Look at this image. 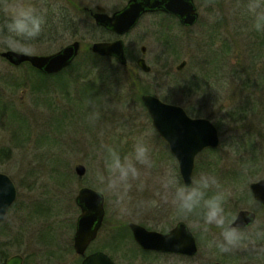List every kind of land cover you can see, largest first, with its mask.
Returning a JSON list of instances; mask_svg holds the SVG:
<instances>
[{
	"label": "rangeland",
	"instance_id": "1",
	"mask_svg": "<svg viewBox=\"0 0 264 264\" xmlns=\"http://www.w3.org/2000/svg\"><path fill=\"white\" fill-rule=\"evenodd\" d=\"M73 1L30 0L46 13L44 31L33 42V54H51L79 40L82 47L77 60L81 62L92 43L121 38L129 65L123 68L109 59L97 64L100 71L92 72L87 70L91 67L88 63L69 66L66 76L71 84L57 85L54 78L48 79L45 95L35 92L26 64L14 66L0 56V148L4 149L0 171L9 175L18 189L17 200L0 227V249L4 247L8 257L22 255L23 264H81L73 248L81 212L76 196L83 187L97 190L95 177L104 169L106 147L123 156L143 139L154 163L151 168H140L143 189L137 186L139 182L133 183L128 214L119 213L112 197L105 200L107 224L111 225L113 217L121 224L119 251L113 254L116 262L264 264V205L259 207V227L242 232L243 245L229 252L220 251L214 243L221 239L220 229L212 226L204 232L196 227L198 217L187 219L200 238V253L194 259L134 256L131 247L136 244L127 226L138 222L158 231L174 226L178 217L170 197L165 199L162 180L172 171L181 182L178 165L138 99L140 92L136 96L134 82L149 87V93L165 102L183 106L192 117L213 121L219 129L220 145L215 151L197 155L194 176L216 178L219 190L227 194L228 217L251 208L252 201L246 198L250 183L264 179V49L260 44L263 32L250 27L248 0H195L200 16L193 26H184L164 12L146 13L124 35L96 25L90 11L101 6L112 14L128 0ZM70 17L74 26L57 36L54 22ZM142 45L147 47L145 59L151 72L136 64ZM4 50L8 49L0 46V52ZM182 60L187 64L177 70ZM176 75L184 83L192 80L188 94L187 89L176 91L172 83ZM24 79L27 84L23 85L20 81ZM87 83L92 85H83ZM10 101L13 104L8 110ZM65 118L66 123L59 125L58 119ZM77 163L86 167L82 177L75 172ZM106 237L110 238L111 232L105 227L92 249L104 246ZM4 243H8L6 247Z\"/></svg>",
	"mask_w": 264,
	"mask_h": 264
},
{
	"label": "water",
	"instance_id": "2",
	"mask_svg": "<svg viewBox=\"0 0 264 264\" xmlns=\"http://www.w3.org/2000/svg\"><path fill=\"white\" fill-rule=\"evenodd\" d=\"M96 9L92 11L95 23L118 35H124L133 30L142 16L150 12L174 15L184 26L195 25L200 16L195 0H128L123 8L112 14L106 12L101 6H97ZM81 47V41L76 40L51 54L23 55L10 50L2 51L0 54L14 66L30 63L32 67L43 73L56 74L73 64L81 52ZM91 50L101 56L116 57L123 66L129 63L126 44L121 38L113 41H96L92 43ZM146 51L147 47L142 45V56L136 60V64L144 72H151V66L145 59ZM186 64L187 61L182 60L177 65V70H182ZM142 101L154 128L160 137L168 142L170 152L177 159L184 184L191 185L197 155L206 148H217L220 145L218 127L210 119L192 117L183 106L165 102L151 93L143 94ZM75 171L82 177L87 170L85 165L77 163ZM251 189L255 197L264 202V179L254 182ZM17 194V187L12 178L0 172V221L15 202ZM99 200L97 190L91 187L81 188L76 196V203L81 213L77 219L74 248L79 255L85 256L87 247L97 236L102 225L106 212L105 199L102 203H98ZM254 217V213L243 210L238 214L234 224L244 226ZM130 227L135 240L144 249L189 256H196L198 253L197 241L183 222L166 233L149 230L137 223H131ZM6 264H23V257L19 254L13 255ZM82 264L116 263L107 254L95 252L87 255Z\"/></svg>",
	"mask_w": 264,
	"mask_h": 264
},
{
	"label": "clouds",
	"instance_id": "3",
	"mask_svg": "<svg viewBox=\"0 0 264 264\" xmlns=\"http://www.w3.org/2000/svg\"><path fill=\"white\" fill-rule=\"evenodd\" d=\"M246 10L252 18L251 29L264 32V0H248ZM45 24L46 13L30 0H0V46L17 54L32 55L33 42L43 33ZM153 163L150 148L143 139L137 140L132 151L123 156L115 148L106 147L104 169L95 177L98 203L110 196L119 213L128 214V193L133 183L139 182L137 186L143 189L140 168H151ZM191 181V185L182 184L172 171L162 180L165 199L170 197L177 217L184 220L198 217L196 227L204 232L212 226L220 229L221 239L214 243L222 252L241 247L245 236L234 221L228 219L227 194L219 190L216 178L201 174L193 176Z\"/></svg>",
	"mask_w": 264,
	"mask_h": 264
},
{
	"label": "flooded vegetation",
	"instance_id": "4",
	"mask_svg": "<svg viewBox=\"0 0 264 264\" xmlns=\"http://www.w3.org/2000/svg\"><path fill=\"white\" fill-rule=\"evenodd\" d=\"M90 13H91V15H92V11H90ZM5 51V50H4ZM2 52V51H1ZM0 52V53H1ZM0 56H1V54H0ZM3 57V56H2ZM5 60H7L5 57H3ZM8 61V60H7ZM27 65V64H29V63H23V64H21L20 66H23V65ZM30 65V64H29ZM38 70V69H37ZM38 71H40V70H38ZM43 73V72H42ZM44 74H46V73H44ZM48 75H51V74H48ZM0 110H2L1 109V107H0ZM158 133V132H157ZM160 136V135H159ZM162 139V138H161ZM163 140V142L165 143V145L167 146V148H168V150H169V152H170V148H169V144H168V142L167 141H165L164 139H162ZM218 148V147H217ZM217 148H206V149H204L203 151H215ZM203 151H201V152H203ZM200 152V153H201ZM3 153H4V149H1L0 148V162L2 161V159H3ZM5 154H6V152H5ZM170 155H171V157L176 161V163H177V165H178V172H179V177H180V179H181V182H182V184H184V181H183V178H182V175H181V172H180V167H179V163H178V161H177V159L172 155V153L170 152ZM1 172V171H0ZM261 180V179H260ZM259 181V179H257L256 181H252L251 183H250V186H249V196L248 197H246L248 200H250V201H252V203H251V208H247V209H240L239 211H237L235 214L234 213H232L231 214V216H229L228 217V219L230 220V221H235L236 220V218H237V216H238V214L241 212V211H243V210H246V211H250V212H252V213H254V219L253 220H251L248 224H246V225H244V226H238L239 227V229H240V231L241 232H244V231H247V230H251V229H253L254 227H259V218H260V216H261V214H260V211L261 210H259V207H261V206H263L264 205V202H261V201H259L256 197H255V195H254V192L252 191V189H251V185L254 183V182H258ZM16 185V184H15ZM17 187V186H16ZM17 192H18V189H17ZM210 195H211V193H209ZM17 197H18V194H17ZM16 200H17V198H16ZM16 200H15V202H16ZM15 202L13 203V205L8 209V211H7V214H8V212H9V210L14 206V204H15ZM250 204V203H249ZM81 211V210H80ZM7 214H6V216H7ZM6 216L0 221V227H1V225H2V223H3V221L5 220V218H6ZM78 219V218H77ZM108 218H107V211L105 212V216H104V219H103V222H102V225H101V227L99 228V230H98V232H97V236L90 242V244H89V246L87 247V249H86V251H85V256H82V255H79L77 252H76V250H75V248H74V243H73V248H74V250H75V252L80 256V258H81V260L83 261V259L87 256V255H89V254H92V253H95V252H103V253H105V254H107L116 264H118L117 262H116V260L114 259V257H113V254L115 253V252H117V251H119V244H120V240H119V233H121V231H119V227H120V225H119V219L117 218V217H113L111 220H112V223H111V225H108L107 224V222H108ZM177 221H176V223H175V225L174 226H172V227H169V228H167V229H165L164 231H160V232H163V233H166V232H169L170 230H172L173 228H175L179 223H185L187 226H188V228L190 229V231L193 233V235H194V237H195V239H196V241H197V244H198V253H197V255L196 256H189V255H185V254H179V253H168V252H162V251H157V250H148V249H144L136 240H135V238H134V234H133V232H132V229H131V227H130V224L131 223H137V224H140V225H142V226H144V227H146L145 225H143V224H141V223H138V222H129V223H127V226H128V233H129V235H130V237H131V239H133V243H135L136 244V246H135V248L134 247H131V249L133 250V255L134 256H136V255H138V254H142L144 257L145 256H148V255H150V254H156V255H158V256H166V257H187V258H196V257H198V255H199V253H200V246H199V240H200V238H199V236H198V234L194 231V230H192L191 229V227L188 225V220H184V219H181V218H177L176 219ZM76 225H77V221H76ZM119 226V227H118ZM105 227H106V230L108 231V232H111V237L109 238V237H106V239H105V241H104V246H101L100 248H96V249H92V246H93V244L98 240V238H99V234L101 233V231L102 230H104L105 229ZM147 228V227H146ZM147 229H149V228H147ZM149 230H153V229H149ZM76 231V230H75ZM158 231V230H157ZM124 234V233H123ZM74 236H75V234H74ZM7 244L8 243H4L3 245L6 247L7 246ZM136 249V250H135ZM7 250L6 249H4V247H2L1 249H0V264H6V262H7V260L10 258V257H12V256H10V257H8L7 256V252H6ZM112 252V253H111ZM15 255H17V254H15ZM20 255V254H19ZM22 256V255H21ZM23 257V256H22ZM23 261H24V258H23ZM82 261H81V264H82ZM218 263H222V262H216L215 264H218ZM223 264V263H222Z\"/></svg>",
	"mask_w": 264,
	"mask_h": 264
},
{
	"label": "trees",
	"instance_id": "5",
	"mask_svg": "<svg viewBox=\"0 0 264 264\" xmlns=\"http://www.w3.org/2000/svg\"><path fill=\"white\" fill-rule=\"evenodd\" d=\"M72 3H74V1L73 0H70ZM83 10H85V9H83ZM171 15V14H170ZM172 16H174V15H172ZM175 17V16H174ZM74 26V24H73V18L72 17H70V19H65V21H60V22H57V21H55L54 22V24H53V28H57L56 29V32H57V36H60L61 34H63L62 32L63 31H66V30H68L69 28H71V27H73ZM59 28V29H58ZM103 28V27H102ZM103 29H105V28H103ZM106 30V29H105ZM108 31V30H107ZM260 44H261V48H263L264 49V32H263V35L261 36V40H260ZM177 46V45H176ZM86 50V52H84L83 54H85L86 55V58H84V60L83 61H81V62H78V60L77 59H79V57H77V59L73 62V64L71 65V66H74V67H83L86 63H88V64H90L91 65V67H89L87 70H91L90 72H92V71H94L95 69L98 71L99 70V68H98V65L97 64H101V62H103V61H106V60H112V62H115V64H118L119 63V61L116 59V58H114V57H111V56H101V55H99V54H96V53H94L92 50H91V45L90 46H88V48H86L85 49ZM121 65V64H120ZM27 66H28V68H29V72L31 73L30 74V80L32 81V83H33V88H35V92H37L38 94L41 92V93H44L45 92V95H48V90H49V88H48V86H47V84H46V80H48V79H52V78H54L55 79V81H56V84L57 83H62V82H64L65 84H67L68 85V83H70V81H71V79L69 78L70 76H66L67 74H70V73H67L68 72V70L66 69V70H63V71H61V72H59V73H56V74H51V75H48V74H44V73H42L41 71H38L37 69H35L34 67H32L31 65H29V64H27ZM122 66V65H121ZM123 68H128V66H122ZM100 71V70H99ZM171 75V74H170ZM25 80L26 79H24V80H21L20 81V83L21 84H27L26 82H25ZM29 80V79H28ZM27 81V80H26ZM189 81V82H188ZM192 82V80L191 79H189V80H187L185 83L183 82V80L182 79H180L177 75L176 76H172V83H173V85L175 86V89H176V91H182V90H184V89H187V91H186V93L187 92H190L191 91V87H192V85L190 84ZM187 83H188V85H187ZM18 84H19V82H18ZM71 84V83H70ZM57 85H59V84H57ZM83 85H92V84H90V83H87V84H83ZM133 85L134 86H136L137 87V90L135 91V94H136V96L138 95V92H140V94H139V98L138 99H141V97H142V95L144 94V93H149V92H151V90H150V88L149 87H146V86H139L136 82H134L133 83ZM68 92H70V91H68ZM188 94V93H187ZM165 98H170V96L169 97H165ZM44 101H48L47 100V98H44L43 99ZM7 104L8 105H6V107H7V109L9 110V109H11L12 108V105H10V104H13V102H7ZM6 107H5V109H6ZM188 110H189V112L191 111V109L190 108H188ZM197 112V111H196ZM199 112H197V114H198ZM65 114H66V111H65ZM200 114V113H199ZM15 116V115H14ZM57 118V117H56ZM67 118H65V119H63V120H61V119H58V124L60 125V123H66L65 122V120H66ZM61 121V122H60ZM48 136V134H46V137ZM57 169H59L58 167H57ZM63 175L65 176H67V173H63ZM7 256H8V254H7Z\"/></svg>",
	"mask_w": 264,
	"mask_h": 264
}]
</instances>
